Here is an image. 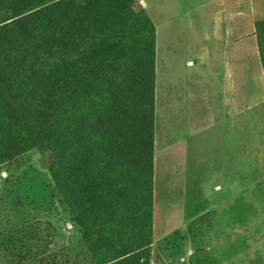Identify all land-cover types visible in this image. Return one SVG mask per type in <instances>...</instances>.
Here are the masks:
<instances>
[{"label":"trees","instance_id":"obj_1","mask_svg":"<svg viewBox=\"0 0 264 264\" xmlns=\"http://www.w3.org/2000/svg\"><path fill=\"white\" fill-rule=\"evenodd\" d=\"M156 63L137 0H0V167L54 155L95 264L152 261Z\"/></svg>","mask_w":264,"mask_h":264},{"label":"rangeland","instance_id":"obj_2","mask_svg":"<svg viewBox=\"0 0 264 264\" xmlns=\"http://www.w3.org/2000/svg\"><path fill=\"white\" fill-rule=\"evenodd\" d=\"M152 2L157 82L151 264H264V15L256 17L258 27L234 33L243 44L230 54L249 56L247 128L246 114L243 125L240 115L237 123L227 93H221L236 66L244 67L228 58L223 64L222 32L216 36L204 25V10L194 27L166 32L160 0ZM176 34L184 47H165L162 42H176L170 37ZM175 96L182 104L167 105L166 97ZM53 159L33 150L0 167V264H95L55 188Z\"/></svg>","mask_w":264,"mask_h":264},{"label":"crops","instance_id":"obj_3","mask_svg":"<svg viewBox=\"0 0 264 264\" xmlns=\"http://www.w3.org/2000/svg\"><path fill=\"white\" fill-rule=\"evenodd\" d=\"M201 0H160V12L162 15L161 27L166 28V32L169 30H179V32L184 31L185 27H194L199 23L200 13L204 12L207 14L203 20L204 25L207 24L208 27L213 28V34L218 35L222 32L221 40L218 43V46L221 48L220 55L222 57L223 64L226 63V60H230V64H244L240 66L239 69L236 66V70H234L233 76L231 77L230 82L224 87L221 86V93L225 92L228 95L227 104L230 107V111L232 113L236 112V121L238 123L240 115V124L243 125V113H245V121L246 127L248 128L249 123V77H250V69H249V56L248 53L243 55H230L232 53V48H238L243 44V40L238 41L234 38V33H244L248 32L249 27H257L256 17H261L264 15V5L262 4V0H202V4H199ZM198 3V4H196ZM154 6L152 0H137V8L144 9L150 18L153 21L150 9ZM154 22V21H153ZM155 24V23H154ZM156 26V24H155ZM169 29H168V28ZM197 27V26H195ZM157 28V26H156ZM187 30V29H186ZM221 30V31H218ZM178 34V33H177ZM173 35L171 38H175L176 42L171 39L166 44L165 40L162 42L165 47H175L183 46V44L179 39V36ZM215 39V37H214ZM218 42V41H217ZM189 45L194 46V42L188 40ZM247 46V43H245ZM184 47V46H183ZM187 48V47H186ZM217 52V51H215ZM190 64L193 62L190 61ZM157 82V78H156ZM174 82V81H173ZM177 94V92L175 93ZM240 98L241 106H238V97ZM244 96V99H243ZM169 99V101H168ZM244 100V104H243ZM180 105L181 98L175 96V101H172V98L166 97V103L168 105ZM184 101V100H183ZM226 101L224 104L226 105ZM164 102V94L162 93V103H161V122H164L163 103ZM185 102V101H184ZM235 106V109H234ZM179 107H177L178 109ZM175 112V111H174ZM175 114L173 115V119L175 118ZM172 116V115H171ZM158 120V114H157ZM163 134V133H162ZM155 140H156V125H155ZM246 168L248 167V139L246 141ZM156 146V142H155ZM156 155V151H155ZM230 247H232V242H230Z\"/></svg>","mask_w":264,"mask_h":264}]
</instances>
